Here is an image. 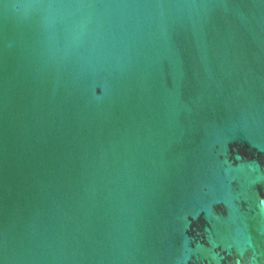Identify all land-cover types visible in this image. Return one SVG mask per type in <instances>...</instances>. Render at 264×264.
Here are the masks:
<instances>
[{
	"label": "water",
	"instance_id": "1",
	"mask_svg": "<svg viewBox=\"0 0 264 264\" xmlns=\"http://www.w3.org/2000/svg\"><path fill=\"white\" fill-rule=\"evenodd\" d=\"M0 264H264V0H0Z\"/></svg>",
	"mask_w": 264,
	"mask_h": 264
}]
</instances>
